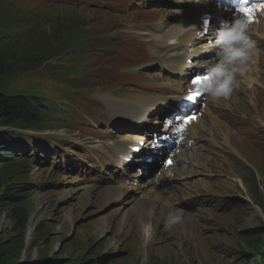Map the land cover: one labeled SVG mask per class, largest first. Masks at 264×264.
Segmentation results:
<instances>
[{"label":"rangeland","instance_id":"1","mask_svg":"<svg viewBox=\"0 0 264 264\" xmlns=\"http://www.w3.org/2000/svg\"><path fill=\"white\" fill-rule=\"evenodd\" d=\"M100 4L109 6L93 11L65 5L37 7L28 0H0V24L39 18L35 28L40 34L30 41L0 40V65L3 66L0 91L25 92L27 97L45 92L54 98L53 103L63 101L65 90L50 83L47 69L60 67L62 65L58 64L66 61L65 54L61 53L77 28L97 22L111 26L108 35L112 42L108 49L110 55L99 61L94 72L113 80L121 71L136 72L137 66L145 61L138 48L142 40L132 38L146 26V18L159 22L166 18L167 11L153 10L156 5H148L141 12L134 8L119 12L124 4L121 0ZM95 49L99 51L102 47ZM82 74L86 75L87 70ZM69 80L74 81L72 77ZM100 88L95 85L91 91L78 86L84 98L90 94L103 98L110 91H100ZM66 99L69 103L72 98ZM57 106L63 110L66 123L80 126L86 122L80 115L82 110L74 109L72 103L64 107L59 102ZM237 110H248L251 121L243 123L237 133L230 134L228 143L218 141L214 156L206 160L213 171L212 187L205 188L209 195L198 194L195 201L204 203L193 212L184 209L183 214H191L190 217L172 230H165L160 217L153 222L145 218L144 207L139 202L135 207H128L130 197L127 195H111L115 197L113 200L99 197L97 191L109 185L75 187L73 179L61 177L55 169V151L92 142L90 135L83 139L90 131L88 125L80 126L78 131L64 125L60 131L38 133L53 137L37 150L31 143L23 151L18 150L16 157L21 156L23 161L18 159L16 164L0 165V199L4 202L0 209V243L8 245L16 241L20 244L23 238L24 249L17 264H264L256 259V249L251 247L253 244L260 248L262 243L255 236L264 232V128L260 126L264 124V103L252 108L243 98ZM207 120L205 128H208ZM3 124L0 131L9 126ZM243 129L253 140L245 142L241 149ZM55 138H62L65 143L54 146ZM6 149L11 151L9 147ZM237 149L246 150L244 156L248 164L243 162L246 158L242 160L236 154ZM252 166L255 168L249 172L241 171ZM240 178L246 183L244 190L237 183ZM130 211L145 220L133 219ZM142 222L147 224L145 230L152 228L149 234L144 232Z\"/></svg>","mask_w":264,"mask_h":264},{"label":"bare ground","instance_id":"2","mask_svg":"<svg viewBox=\"0 0 264 264\" xmlns=\"http://www.w3.org/2000/svg\"><path fill=\"white\" fill-rule=\"evenodd\" d=\"M50 5H61V4H53V3H50ZM179 17H181V16H179ZM34 20L36 22H38L39 21V18H34ZM179 21H181V20H179ZM1 24L3 25V27H0V31L8 32L9 33L10 30H11V24H9L7 22L6 23H1ZM158 27H161V24H159ZM27 32H28V29H26L25 31H23L21 33L23 38H24V35ZM169 35H173V33H170V32L165 33L163 36H161V38L166 37V36H169ZM191 35H192V32L191 31H188V32H186L184 34L183 37L187 40V39H189L191 37ZM30 36H32V33H28V34L25 35V37H30ZM37 41H39V40H37ZM64 47H69V44L66 43V46H64ZM263 53H264V51H263ZM61 54H65V57L67 59H70V57L73 55V53L68 48L66 49V52L65 53H64V50H63V53H61ZM68 55H70V57H68ZM156 56H157V54L155 55V57H150V58L151 59H154V60H157L158 58ZM167 59L170 60V59H172V57L170 56ZM253 61H254L253 64L250 63V71L247 72V74L248 75H252L256 79H259V75L258 74L261 72L262 69H264V56L260 55L259 60H257V58H253ZM165 71L167 72V69H165ZM144 73H145V71H144ZM47 76L50 79V83L52 84L53 83V79H54L55 76H53V75L51 76L48 73H47ZM145 76L148 77L147 75H145ZM172 82H173V78L170 77V83H172ZM98 84H100L102 87L107 86V84H105L103 82V80H101ZM134 90L145 91V92H148L150 94H154V97L151 98V96L149 95V97L147 99H150V100H147L146 99L145 101H147V102H145V104H143V105L141 104V101L134 102V101L130 100L128 103H118V102L112 101L111 99H109V97H106L104 99V102L109 107L110 113L112 114V113H116V112H120V111H127L130 116H133L134 113H137V117L139 118V120L146 121L152 114L147 110V108H146L145 105L148 104V103H150V102H152V101H155L157 99L158 95L163 93V88H162V86H157V89H154L152 87V85H143L141 87L129 88L128 89V93H130V92H132ZM159 90H161V91H159ZM22 93H23L22 95H26L25 92H22ZM46 94L47 93L42 92V97L44 99H46V100H49V98L46 97ZM24 98H26V97H24ZM219 107H221V105L218 106V107L212 108V112L217 111L219 109ZM148 109L149 110H153L152 107H150ZM256 112H258V111H256ZM122 116H123V113H116V117H122ZM216 120H217V117L215 115L214 116H213V114L212 115H209V120L208 121H210V124L212 122V125L215 126L216 123H214V121H216ZM250 121L251 120L249 119L247 122H250ZM197 124L198 123H195V124H192V126H191V134L194 137L196 136V133H199V129L197 128ZM213 128H215V127H213ZM33 129L34 130H39V127L36 126ZM12 135H13V133L0 134V142H2L1 139L7 138V137H10V136L12 137ZM50 135H52V134H50ZM47 137H49V136H47ZM213 142H214V140H212V143ZM46 146H48V145H46ZM16 148H17V151H18L19 150V147L16 146ZM60 151L61 150H59L58 152L55 151V155H53V160H54L55 164H57L55 166V169H58L60 165H64L63 162H65V161H62V159L60 158V154H59ZM0 152H2V150H0ZM17 154H19V152H17ZM17 158L19 159V161H23V160H21V158H22L21 156H18ZM244 159H245L244 162L248 163L247 157L244 156L243 157V160ZM59 161H60V163H59ZM114 162L115 163H118L119 161H116V158L114 157ZM199 163L200 162L197 159L196 160V163H195V166H197ZM233 165H235V164H233ZM254 168H255V166H252V167H249L248 169H242L241 171L249 172V170H252ZM235 170H236V168H235ZM159 172L156 171L152 175V176H154L156 178H147L143 182L139 183L137 185V187L135 188V191L134 192L131 191V190L125 192V195H127V196L130 197V200L128 202L129 203V206L128 207H135V206L138 205V202H139L144 207V210L143 211H144L145 218H150V214L153 215V213H151V212H155L156 213V216L153 215V217H152V222H153L154 218L159 217L162 212H166V213H169L170 212V210H167L166 208H159V207H157L156 204H155V200L156 199H158V200L165 199L167 197V195H168L169 192H175L176 193L175 195L179 196L178 199H179V202H180L182 199H184V197L186 196V193L190 191L189 188H191V186H192V185L191 186L190 185H184V188H178V187H180V185H179V186L173 187L172 189H169V190L168 189L167 190L165 189L164 190V189H162L161 182L163 180H167L168 178H170L172 176H175L176 174L173 171H168V172L161 171V175H160ZM146 173L149 174L148 170L146 171ZM237 181H239L241 183V181L239 179H237ZM209 187H212V186L206 185V188H209ZM86 188H89V187H86ZM126 188H127V190L128 189H132V187H126ZM97 192L100 195L99 197H104L106 200L107 199L108 200L109 199H112L113 200V199H115V197L117 195H119V197H121L122 194H123L122 193V190L120 188H118V187H113V188L112 187H104L103 190H100V191H97ZM135 192H136V194H135ZM181 192L183 193V195L181 194ZM111 195H114L115 197H112ZM120 200H122V198H120ZM100 202H102V201H100ZM180 204L181 203H179V204H172L171 198L168 197V201H167V204L166 205H168L169 207L171 205H173L174 207H173V209H171V211H172V210H176V209L181 210V208H183V207ZM127 210L129 211L128 208H127ZM130 213H131V216L133 217V219L134 218H141V220H145V218L142 219V216L141 215H137L135 212H131L130 211ZM186 217H190V215H186ZM149 220H147V222H149ZM141 225H143L142 227L144 228L145 225H147V224H146V222H142ZM143 230H145V228ZM151 231H152V228L148 227L147 230H145L144 232L146 234H149Z\"/></svg>","mask_w":264,"mask_h":264},{"label":"clouds","instance_id":"3","mask_svg":"<svg viewBox=\"0 0 264 264\" xmlns=\"http://www.w3.org/2000/svg\"><path fill=\"white\" fill-rule=\"evenodd\" d=\"M243 5L238 8L242 10ZM250 22L247 16L235 17L232 21H221L211 46L215 55L205 62L206 79L199 84V93L206 94L212 100H228L239 87L238 77H244L250 71V63L256 54V43L249 36ZM159 39V37H156ZM251 87V84H249ZM264 103V96L262 97ZM245 138H243L244 141ZM244 150L242 154H245ZM244 162V161H243ZM184 223L182 210L170 211L165 220V230H172Z\"/></svg>","mask_w":264,"mask_h":264},{"label":"trees","instance_id":"4","mask_svg":"<svg viewBox=\"0 0 264 264\" xmlns=\"http://www.w3.org/2000/svg\"><path fill=\"white\" fill-rule=\"evenodd\" d=\"M23 20L19 21L20 23H10L12 26H21L24 25L25 23L29 21H35L33 19L27 20L25 22H22ZM34 28V34L32 37H25L23 38L21 35H13L11 37H2L3 31H0V40L1 41H30L33 40L37 37H40V34L36 33V28ZM78 28L74 31V34L71 36L70 39L66 41L69 46L72 47H66L68 48L73 54H78L80 48L83 45V39L78 36ZM66 48L62 49L64 50V53L66 52ZM70 57V55H68ZM3 71V66L0 65V76ZM49 75L55 76L56 74H61V75H70V71L64 69V66L60 67H52L47 69ZM54 79H57L55 76ZM27 95H22V94H14L10 96H6L2 94L0 91V124L3 125H9L7 127L11 126H16L20 128H34L36 126H41L43 125L42 118L40 116V111L36 110L38 109L36 107V104L33 103L32 99L30 97H27ZM26 97V98H24ZM3 128V127H2ZM26 139L23 137H18L15 133H13L12 137H7L6 141L0 142V165H6V164H16L18 161V158L13 156L10 151H8L6 146L9 148H13L15 146H20L25 145ZM13 159V160H12ZM5 197L12 198L11 195H6ZM4 197V198H5ZM4 206L3 199H0V209L1 207ZM24 222H25V217H24ZM23 231L25 232V225L23 224L22 226ZM36 230V229H35ZM23 237V236H22ZM256 239H259L262 245H251L252 248L256 249L254 256H256L257 260L264 261V232L260 233L259 235L255 236ZM257 241V240H254ZM18 247V249H17ZM259 248V249H258ZM24 249V240L23 238L20 240V244H18L16 241L12 242L10 244H3L0 243V264H17L19 261L18 257L21 254V251Z\"/></svg>","mask_w":264,"mask_h":264},{"label":"snow or ice","instance_id":"5","mask_svg":"<svg viewBox=\"0 0 264 264\" xmlns=\"http://www.w3.org/2000/svg\"><path fill=\"white\" fill-rule=\"evenodd\" d=\"M241 5H243L241 12H242L245 16H247V18L249 19V22H252V15H251V13H252V11H254V9H251V8L249 7V5H250V0H241V4H240V6H241ZM205 79H206L205 76H197V77H194L193 80H192V84H193L194 86H198L200 83H203V81H204ZM197 96H198V93H196V92H190L189 95H188V97H187V99H189V100H194V99L197 98Z\"/></svg>","mask_w":264,"mask_h":264}]
</instances>
